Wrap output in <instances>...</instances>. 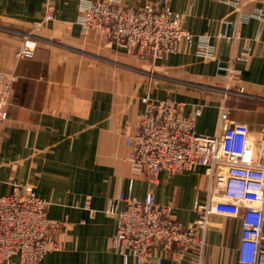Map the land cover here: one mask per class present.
I'll use <instances>...</instances> for the list:
<instances>
[{
  "label": "crops",
  "instance_id": "crops-1",
  "mask_svg": "<svg viewBox=\"0 0 264 264\" xmlns=\"http://www.w3.org/2000/svg\"><path fill=\"white\" fill-rule=\"evenodd\" d=\"M44 1L0 0V71L16 77L0 125V195L31 186L47 202L48 217L67 222L56 236L61 249L40 264H124L111 247L117 221L108 208L131 180L133 197L146 196L149 177L128 160L126 145L138 132L145 98L184 102L187 117L200 108L195 131L203 136L218 134L226 108L248 125L257 151L264 140V21L253 16L264 13V0H243L240 11L223 0H123L134 9L170 8L184 29L213 46L212 58L182 49L154 61L140 60L99 30L82 34L80 0H55V19L33 32ZM240 13L251 17L242 23ZM30 34L34 56L18 58ZM245 49L250 56L239 61ZM227 68L237 71L229 80L220 76ZM153 192L157 203L172 204L176 220L193 225L208 195L206 168L162 172ZM240 238L239 220L217 219L203 251L161 264H235Z\"/></svg>",
  "mask_w": 264,
  "mask_h": 264
},
{
  "label": "built area",
  "instance_id": "built-area-1",
  "mask_svg": "<svg viewBox=\"0 0 264 264\" xmlns=\"http://www.w3.org/2000/svg\"><path fill=\"white\" fill-rule=\"evenodd\" d=\"M241 8L243 0H223ZM55 0L44 1V18L33 25L40 32L55 19ZM243 15V16H242ZM244 23L251 16L240 13ZM254 17L264 21V13ZM77 24L82 34L99 30L114 43L135 51L143 61L163 59L182 49L202 58L214 57L209 38L195 35L182 27V17L170 8L146 4L140 9L125 7L123 0H80ZM26 35L17 51L18 58H32L36 42ZM231 43L235 40L228 39ZM245 49L239 61H247ZM226 79L236 74L227 68ZM16 77L0 71V125L8 118L7 108ZM145 110L138 132L127 136L128 160L148 177L144 199L133 197L129 190L111 200L108 213L117 221L111 247L124 264H161L167 257L179 260L193 248L203 251L206 233L217 219H237L241 238L235 264H264V140L258 151L249 137L245 123L230 118L223 108L216 136L195 131V120L201 114L185 116L186 104L174 98L154 101L144 99ZM206 168L208 195L197 206L199 219L186 226L172 215V204L155 201L153 187L162 172L180 173ZM47 202L31 186H16L10 194L0 195V264H40L47 254L60 250L57 234L67 222L47 215ZM68 227V226H67Z\"/></svg>",
  "mask_w": 264,
  "mask_h": 264
}]
</instances>
